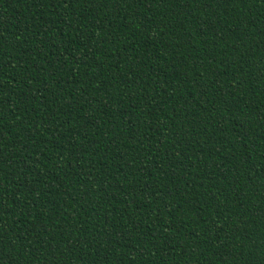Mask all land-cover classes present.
Instances as JSON below:
<instances>
[{
    "label": "trees",
    "instance_id": "1",
    "mask_svg": "<svg viewBox=\"0 0 264 264\" xmlns=\"http://www.w3.org/2000/svg\"><path fill=\"white\" fill-rule=\"evenodd\" d=\"M0 264H264V0H0Z\"/></svg>",
    "mask_w": 264,
    "mask_h": 264
}]
</instances>
